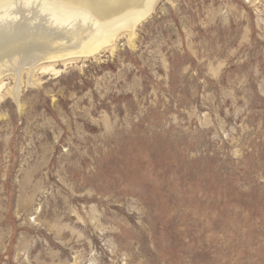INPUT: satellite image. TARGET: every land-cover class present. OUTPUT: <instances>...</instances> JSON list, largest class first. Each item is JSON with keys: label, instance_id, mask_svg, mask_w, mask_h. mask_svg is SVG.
<instances>
[{"label": "rangeland", "instance_id": "374dc122", "mask_svg": "<svg viewBox=\"0 0 264 264\" xmlns=\"http://www.w3.org/2000/svg\"><path fill=\"white\" fill-rule=\"evenodd\" d=\"M28 30L22 66L86 43ZM129 33L3 78L0 264H264V0Z\"/></svg>", "mask_w": 264, "mask_h": 264}, {"label": "bare ground", "instance_id": "6f19581e", "mask_svg": "<svg viewBox=\"0 0 264 264\" xmlns=\"http://www.w3.org/2000/svg\"><path fill=\"white\" fill-rule=\"evenodd\" d=\"M159 1L0 0V90L6 73L16 72L12 74L18 76L26 65L32 68L45 59L54 60L75 54L97 55L103 49L114 51L120 34L130 32L132 39L136 28L153 13ZM41 26L46 27L44 32L65 37L81 33L86 43L73 46L75 48H70L72 45L65 46L61 49L65 52L48 53L41 59L33 56L29 63L20 65L19 63L27 59L22 50L30 49V44H23L22 37L18 38L17 44H13L12 36L25 29L31 31L28 30L31 28L34 34H40ZM27 39H33V35L29 34ZM39 39L41 41L43 37L39 36ZM37 43L38 41H35L33 44L34 50L41 49L38 46L41 43ZM16 50L20 51L19 54H15ZM7 51L10 55H5ZM11 95L18 100L19 86Z\"/></svg>", "mask_w": 264, "mask_h": 264}]
</instances>
